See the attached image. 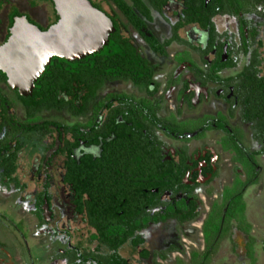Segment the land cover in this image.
<instances>
[{"label":"flooded vegetation","instance_id":"1","mask_svg":"<svg viewBox=\"0 0 264 264\" xmlns=\"http://www.w3.org/2000/svg\"><path fill=\"white\" fill-rule=\"evenodd\" d=\"M42 1L54 13L47 26L21 16L45 31L59 17L52 1ZM89 1L114 28L101 51L75 61L53 57L31 94L0 85L1 209L19 214L31 234L25 235L27 240L36 241L44 232L42 243L36 242L45 252L52 247V255L44 258L51 264H98L109 247H120L129 264H160L174 253H184L185 238L195 243L191 226L202 218V252L193 251L185 263L176 262L193 264V253L205 252L203 225L213 206L222 202L227 187L246 179L237 155L225 147H233L231 138L239 132L243 148L249 147L247 133L258 147L251 152L262 147L250 124L243 122L239 97L230 85L251 58L241 53L245 42L250 48L260 46L262 19L256 13L240 14L242 19L218 14L211 17L212 32L211 25L186 23L184 14L191 10L187 0H168L160 11L150 0H140L143 7H136L134 0ZM210 3L206 0L205 7ZM222 20L226 24L220 28L217 21ZM10 28L1 45L10 37ZM117 33L132 48L113 44ZM175 36L182 41L173 40ZM168 40L173 41L165 46ZM128 51L141 61L132 56L119 62ZM100 54L115 60L104 63ZM231 60L236 62L233 68L228 67ZM48 95L62 109L35 110ZM216 105L222 109L208 111ZM12 131L15 142L3 146ZM226 154L232 178L228 186L221 180L219 195L216 183ZM259 157L264 155L257 156V162ZM204 197L212 203L202 217ZM193 206L200 217L180 223ZM22 210L33 216L31 225ZM1 237L5 235L0 230V264H23L19 250L16 260L15 251L5 253Z\"/></svg>","mask_w":264,"mask_h":264},{"label":"trees","instance_id":"2","mask_svg":"<svg viewBox=\"0 0 264 264\" xmlns=\"http://www.w3.org/2000/svg\"><path fill=\"white\" fill-rule=\"evenodd\" d=\"M42 1V0H41ZM51 1V0H46ZM118 3V0H115ZM135 6L139 7L143 4L140 0H134ZM153 4V8L160 11L163 9V5L168 2V0H150ZM196 2V3H195ZM206 0H187V10L191 9L188 12H185L184 15L187 16L186 23H199L204 27H208L211 25V31L214 32V26L211 23V17H214L218 14H231L232 16L238 17L240 19L241 16H244L246 13H256L262 19V26L264 27V0H211L212 4H208L207 8L205 7ZM3 1L0 3V9L3 6ZM127 7V6H126ZM143 7V6H142ZM261 7V9H259ZM208 8H212L213 12L210 13ZM220 8V9H219ZM228 9V10H227ZM131 14V12H130ZM144 14V12H143ZM241 14V16H240ZM22 14L18 11V9L13 8L9 14V28L13 26L14 18L21 16ZM149 16V11L145 14ZM31 23H35L30 17H27ZM150 18V17H148ZM245 25H248L247 21H243ZM136 25V23H135ZM184 25V23H183ZM181 25H179L180 27ZM178 27V29H179ZM176 29V32L177 30ZM254 31L258 28H252ZM258 33V32H257ZM257 34H254V41L257 38ZM179 40L178 36H175L173 40ZM173 40H168L164 43L165 46L169 45ZM213 42V40H211ZM113 44L118 45L120 47H130L129 43L124 42L119 39V34L115 36V40ZM262 49L259 52V49ZM241 52L243 55L251 54V58L249 59V63L247 66L235 77H232L230 80V85L234 88V94L239 97L238 101V109L242 115V120L244 123L250 124V129L253 135V138L262 144L260 151L251 152L248 148H243L242 138L243 134L239 132L237 134V138L234 136L231 138L233 147H225V150H230L237 155L236 160L240 161L243 169L246 172V179L240 180L237 179L233 187H227L225 189V194L222 202L216 203L212 211L210 212L207 220L203 225V233L205 238L206 249L203 254L193 253V264H210L214 255L217 252L218 246L222 240L229 237L232 231L235 229L241 234L251 238V230L252 225L247 221L246 217V202L244 200L245 190L251 186H254L259 183L261 170L259 169V165L257 162V156L264 155V33L263 38L260 40L259 48L254 46V48L248 47V44L245 42V46H243ZM107 53V52H104ZM134 55L132 51L125 52L122 56H120L119 62L123 60V62H127ZM102 62L111 63L114 56L110 54H100ZM118 58V55H115ZM138 57L137 55H135ZM133 58L139 62L141 60ZM129 59V60H127ZM63 61V60H62ZM65 62V60L63 61ZM235 60H231L228 67H235ZM106 68L104 67V70ZM211 78L217 79V77L213 74ZM7 77L6 75L0 71V85H6ZM36 94H40L37 92ZM54 95V94H53ZM51 96L48 95L46 97V101L41 102L39 108H34L35 110L41 109L43 107H53L56 109H62V104L57 101L54 97L51 99ZM51 99V100H50ZM231 104H234L233 101ZM30 111V110H29ZM234 112V110H232ZM31 113V111H30ZM223 118V117H222ZM210 120V118H205V121ZM11 128V126H10ZM211 128V126H209ZM223 128V124L221 125ZM1 131V130H0ZM15 135L10 132L7 135L6 139L2 142L5 143L3 146H8L11 143L15 142ZM30 141H26L25 143H29ZM241 142V145L239 144ZM10 143V144H9ZM9 149L8 147H1V150ZM14 156V154H13ZM12 156V157H13ZM0 153V158H1ZM9 172H7V175ZM201 212L197 209V207L193 206L192 210L189 212L188 216L181 219L180 223L191 222L200 217ZM252 239V238H251ZM247 246V254L249 257H253V245L252 241H250ZM120 247H109L106 252L104 251L100 261L98 264H129L125 258L121 256L119 253ZM112 250V251H111ZM262 250L264 253V241L262 243ZM148 253L145 252L142 256L146 258ZM157 256H155L156 258ZM166 256H162L164 259Z\"/></svg>","mask_w":264,"mask_h":264},{"label":"rangeland","instance_id":"3","mask_svg":"<svg viewBox=\"0 0 264 264\" xmlns=\"http://www.w3.org/2000/svg\"><path fill=\"white\" fill-rule=\"evenodd\" d=\"M3 7L0 9V45L3 43L5 35L7 34L9 23H8V17L10 14V11L13 8L18 9V11L22 14L29 15L35 22L38 24H41L42 26H47L48 23L53 19L54 13L52 10V7L50 4L46 3L45 1L41 0H3ZM217 24H219L220 28L226 24L225 21H217ZM235 21L230 22V26L232 30H235ZM242 66V64L239 65V68ZM217 109H222L221 106L216 105L214 108L212 107L210 110L211 113H214ZM247 144L249 151L256 150L258 147L256 144L249 141V133H247ZM258 162L261 166V175H260V181L258 184L249 187L244 196V200L246 202L247 208H246V217L247 221L252 225L251 230V238H248L247 236L241 234L240 232L236 231L235 229L232 231L231 235L224 240H222L218 246L217 252L214 255L212 261L210 264H264V253L262 250V243L264 241V157H259ZM222 176L217 181V191L216 194H221L222 187V181L224 180L223 186H228L230 179L232 178V175H230L232 170V162L230 160V157L226 155H223V165H222ZM30 188H32V185L29 184ZM11 201V200H10ZM9 200H7V204L11 203ZM1 203H3V200H0ZM203 204H202V217L205 216L211 207L212 199H206L203 198ZM1 208H4L2 205L0 206V220L6 218V220L3 221L5 224L0 223V230L5 235V237H1L2 241L5 242V253L8 255H13L14 251V259L15 256L16 259L22 257L23 264H32L31 258L33 257V262L37 260L38 264H51L46 259L49 256L52 255V247L51 249L46 247L47 252L44 251L45 247L39 246L44 238V232L41 234H38L39 239V245L36 241L32 240L31 238L27 239L25 238V235H29V230L27 231L26 226L21 225V218L11 213L10 211L7 212L6 210H3ZM25 218L27 224L31 225V220L33 221V216L29 215L28 212H25L22 210L20 212ZM197 221L194 223L193 226H191L192 229L195 230V239L194 244L190 242L189 238H185L184 245L186 248H184V253H174L172 254L166 262L161 260L160 264H176V262L179 259H183V263L185 261L189 260V256L192 254L193 251L195 252H202V248H204L203 245V237L201 233L202 229V222ZM20 230V231H19ZM24 231V234H21L19 232ZM31 235V234H30ZM21 239H23L21 241ZM234 241L237 242V245L234 244ZM252 241L253 245V257H249L247 254V244ZM16 242V243H15ZM18 244V246H17ZM21 244V246H20ZM245 244V247H244ZM159 245V242L157 241V246ZM19 250V254L17 252ZM21 250V252H20ZM124 255H127V253H124ZM32 256V257H31ZM15 259V260H16ZM44 260V262H43ZM163 261V262H162ZM182 263V264H183ZM60 264V263H57Z\"/></svg>","mask_w":264,"mask_h":264},{"label":"water","instance_id":"4","mask_svg":"<svg viewBox=\"0 0 264 264\" xmlns=\"http://www.w3.org/2000/svg\"><path fill=\"white\" fill-rule=\"evenodd\" d=\"M51 1L59 17L56 24L43 31L26 16L15 17L10 37L0 46V71L21 95L31 94L53 57L83 59L101 51L114 32L111 21L89 0Z\"/></svg>","mask_w":264,"mask_h":264},{"label":"bare ground","instance_id":"5","mask_svg":"<svg viewBox=\"0 0 264 264\" xmlns=\"http://www.w3.org/2000/svg\"><path fill=\"white\" fill-rule=\"evenodd\" d=\"M21 23L23 24L24 22H23V21H21Z\"/></svg>","mask_w":264,"mask_h":264}]
</instances>
